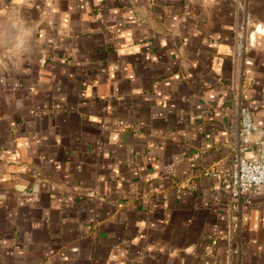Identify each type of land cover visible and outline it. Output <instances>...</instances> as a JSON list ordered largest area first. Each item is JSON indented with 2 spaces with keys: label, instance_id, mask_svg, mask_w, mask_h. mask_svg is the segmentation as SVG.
<instances>
[{
  "label": "crops",
  "instance_id": "0c3cea01",
  "mask_svg": "<svg viewBox=\"0 0 264 264\" xmlns=\"http://www.w3.org/2000/svg\"><path fill=\"white\" fill-rule=\"evenodd\" d=\"M237 98L254 159L264 0H0V264H264V184L223 179Z\"/></svg>",
  "mask_w": 264,
  "mask_h": 264
},
{
  "label": "built area",
  "instance_id": "2783aa9c",
  "mask_svg": "<svg viewBox=\"0 0 264 264\" xmlns=\"http://www.w3.org/2000/svg\"><path fill=\"white\" fill-rule=\"evenodd\" d=\"M252 27V16L247 13L235 33V55L244 58L249 51L248 32ZM239 119L237 139L234 142V160L230 169L224 175V182L228 185L233 202L249 203V193L253 188L264 184V151L257 158H247L245 152L252 141V136L258 131L254 120L253 110L244 103L243 99H236ZM217 175V173H213ZM236 248L234 252H238Z\"/></svg>",
  "mask_w": 264,
  "mask_h": 264
}]
</instances>
